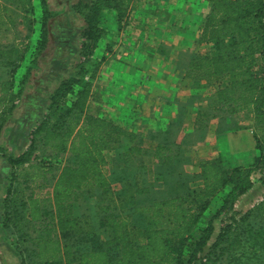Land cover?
I'll return each mask as SVG.
<instances>
[{
	"label": "trees",
	"instance_id": "trees-1",
	"mask_svg": "<svg viewBox=\"0 0 264 264\" xmlns=\"http://www.w3.org/2000/svg\"><path fill=\"white\" fill-rule=\"evenodd\" d=\"M204 1L208 13L201 18L197 44L208 45L210 50L192 56L182 54L184 75L191 86L210 92L207 111L193 122L197 142L205 138L210 119H218L220 132L234 131L229 121L239 114L252 121L253 131L264 126V0ZM134 3L90 0L72 6L82 19L77 62L72 75L60 80L49 95L33 131L40 145L51 152L50 159L43 162L40 158L39 165L32 164L35 156L31 145L9 157L5 168L46 170L28 177L52 182V205L45 211L48 221L38 223V229L33 224L37 232L35 249L18 247L28 240L23 226L29 223L22 222L23 212L29 209L32 220L37 219L38 192L28 195V207L21 199L19 207L12 205L7 210L2 227L14 234L20 264H264V196L251 209L234 211L235 203L254 184L251 175L264 170V145L259 144L256 132L253 138L259 153L249 168L228 167L216 157L201 161L199 172L190 174L183 169L182 146L181 150L179 146L175 151L171 148L174 141L169 140V124L160 137L153 139L157 143L150 152L134 144L135 134L100 116L99 111L89 110L92 85L86 79V65L94 61L98 44L107 35L99 26L100 15L105 10L115 12L120 26L127 22ZM39 4L36 42L32 47L25 40L19 41L18 47L0 46V66L15 71L25 60L33 63V57L46 47L49 13L44 0ZM13 9L23 11L26 21L34 11L33 0H0V30L16 25ZM30 50L35 53L28 54ZM95 71L89 75L90 80ZM1 85L0 132L2 121L18 100L21 81L11 75ZM123 143L129 144L122 156L126 165L131 156L146 155L153 170L141 164L135 168L136 173L130 169V174L119 180H114L115 173L107 174L105 152ZM180 144L187 142L183 139ZM59 155H65L63 161L54 160ZM140 174H150L153 181L140 187ZM192 183H199V188L193 189ZM97 193L100 231L94 232L84 228L87 222L73 217V207ZM129 193L134 198L127 199ZM216 204L214 214L209 212ZM222 216L226 219L220 221L212 238L213 223Z\"/></svg>",
	"mask_w": 264,
	"mask_h": 264
},
{
	"label": "rangeland",
	"instance_id": "rangeland-1",
	"mask_svg": "<svg viewBox=\"0 0 264 264\" xmlns=\"http://www.w3.org/2000/svg\"><path fill=\"white\" fill-rule=\"evenodd\" d=\"M40 1L42 0H33L34 11L32 14H28V20L26 21H24L22 17L23 11L19 9H13L14 11L11 14L16 17L17 23L8 30H0L1 47H18V42L21 40H25L29 47L34 45L38 38L40 29ZM44 1L46 2L49 13L47 21L48 37L44 50L39 55L33 57V63L29 64L28 60H25L21 64L19 63V68L15 69V71L10 68L0 66V90L2 88L1 84L8 82L11 75L21 81L18 100L16 103H14L15 107L8 118L2 121L3 128L0 132V264L19 263V258L16 256V254H14L17 253V250L14 247V234L10 232V230L2 227L5 223V218L7 217V210L12 205H17L19 207L20 200L22 199V201L25 202V200L29 198L28 195L31 192L32 194H36L35 192L37 189L36 187H30L27 185L31 183L29 180L30 177H28L27 182H20L22 179H24V177L20 175L21 173L17 174V170H21V168L5 170V168L8 166L7 160L9 157H15L26 151L32 145V147H34L33 157L35 156V159H32L31 161L32 164L39 165L40 158H42L41 161L43 162L49 161L51 152L47 148H44L40 145L37 137L33 135V131L36 121L42 117L45 111L44 109L49 95L58 85L60 80L72 75V66L77 62V54L80 45L79 32L82 27V19L78 14L75 13V11H73L72 6L77 4L79 1L89 2L90 0ZM162 1H165L167 4H169V0H135V3L131 9L133 15H131L130 12L127 22L120 24V26L115 24V21L111 19L108 13H101L99 26L105 30L108 36H105L104 38H109L111 44L107 50L108 54L112 56L117 54L123 57L127 53V55H130L133 49L144 51V49L148 47L146 54L148 58L151 57L149 54L154 52V47H150L149 43L145 42L146 38H144V41H140L141 39L138 35L140 32L149 35V26L155 23V18L158 15V12H162L159 15V19L163 20L164 22L166 21L165 18H167V16L164 17L163 15L167 12L168 8L157 7L162 3ZM198 2L200 4H204L203 0H198ZM178 18L179 17L177 16V21H173V26L178 25ZM200 22L201 18L195 23L190 21V25L192 26L189 27V30L185 29L186 26L184 25L180 26V24L178 25L179 27H176L181 31L179 33L185 34L184 38L187 47L183 52H179L178 55L174 57L175 60L172 64V68L175 71L185 74V61L182 54L187 53L189 56H192L198 53L209 52L210 46L197 44ZM170 31L171 29H169V32L166 31L165 33L171 37L173 33ZM161 33L163 32L161 31ZM174 37L176 36L174 35ZM178 37L180 38V36ZM137 42L141 45L139 46ZM101 43L102 41H100V44ZM162 43L166 45L169 44V42L165 41ZM163 47L164 49L166 48L165 46ZM121 48H123L122 51H119ZM32 53L34 54L35 52L33 50L28 51V54ZM162 58L163 61H165L166 69L169 70V56L163 54ZM100 65L101 55L99 57H95L94 61H90L86 65L88 70L86 79L89 80L92 85V99L90 100L89 110L93 113L94 111H99L100 113V110H102V107L100 106V104L103 103L102 100H100V97L102 96L98 94L97 90L98 83L100 82ZM147 65L148 64H143L142 67L137 66L136 69L141 72H146L148 71V69H146ZM157 65L158 64L152 66L149 71H157L159 69ZM27 68L29 71L28 74L25 75ZM93 69L96 71L94 78L90 80L89 75ZM145 74L148 76L149 73ZM183 80V88L185 93L182 94L180 92L178 93V96H175L174 102L177 105L176 107L174 106V111L176 112L174 118L169 120V140L171 139L174 141L173 147H171L174 151L176 150L177 146H179V150H181L180 148L182 145L180 143L183 141V139H185L187 144L190 145V148L198 143L196 141L198 132L194 131L193 122L198 117H202L204 112L207 111L209 102V90L192 87L191 82L185 75L183 76ZM131 112L132 114L136 113L134 111ZM154 112V104L152 106L148 104L147 107H145V113L141 115L146 116L150 115L151 113V115L154 116ZM146 118H148V116ZM213 120L218 121V119H210L207 121L206 127H208L210 122ZM133 122L134 120L131 121L129 126L122 127L136 135V140L134 143L135 145H143V148H145L146 151L151 152V147L153 144H155L154 140H156L154 138L160 137L159 135H161L166 130V122L162 121L161 123V129L163 130H160L159 133L152 134L143 133V131L139 130L137 127L135 128ZM229 123L231 124L230 126L233 127L234 131H239L241 129H252L253 126L252 121L244 114H239L230 118ZM170 126H173V128H170ZM186 128L189 129V132L183 136V131ZM253 132H256V139L258 140L259 144L264 145V126L259 127V130ZM181 137L183 138L179 143L178 141H180ZM128 146L129 144L123 143L121 146H115L112 150L105 152L106 171L107 174L115 173L114 180H119L120 178L130 174V169L136 173L137 170H135V168L139 167L141 164L146 165L149 168L151 166V159L146 155H133L129 158L128 164L126 165L123 162L122 156L127 153ZM185 152L186 151L184 150V153L182 154L183 160L181 162H184L183 169L185 172H187L189 168H187L186 165H188L189 162L185 157ZM256 153L258 154L259 152L256 150ZM64 158L65 155H59L58 157L54 158V160L63 161ZM251 164H246L245 168H249ZM24 168H27V165ZM123 168L126 170H121ZM10 171H12V173H10ZM42 171L43 170H38V172ZM38 172L36 170L29 169V173L32 175L28 176L32 177ZM190 174H192V172H190ZM151 178L152 176H150V174H140L138 185L140 187L148 186L149 180H152ZM258 178L259 176L255 177V180H258ZM141 179L143 180L142 183L140 182ZM261 180H263V184L261 186L263 189L264 177L261 178ZM20 183L23 185L26 184V186L24 185V190L21 192L16 191L18 188L17 184ZM114 186L118 187L119 185L116 184ZM191 186L193 189L197 190L199 188V183H192ZM98 198L99 195L97 193L96 197L90 199L93 202L95 201V206L97 204L96 202ZM126 198L132 199L134 198V194L129 193ZM95 206L91 208L89 222L83 224V226L88 231L99 232L100 230L98 229V221L100 216L99 212L96 211ZM217 208L218 205L216 204V206L213 207L214 210L210 209L209 212L214 214ZM223 218L226 219V216H222L213 223L215 231L212 238H214L215 234L218 232L220 220ZM23 228L26 230L25 232L29 230V228H27L25 225ZM23 246L24 245L20 243L18 248L22 249Z\"/></svg>",
	"mask_w": 264,
	"mask_h": 264
},
{
	"label": "crops",
	"instance_id": "crops-1",
	"mask_svg": "<svg viewBox=\"0 0 264 264\" xmlns=\"http://www.w3.org/2000/svg\"><path fill=\"white\" fill-rule=\"evenodd\" d=\"M203 3L204 4H200L198 0H169V4L162 1V3L157 6L168 8L167 12L169 13L166 12L163 15L164 17L167 16V18H165L167 22L159 19V15L162 12H158L155 23L149 26V35L141 32L138 35L141 39L140 41H144V38H146L145 42L149 43L150 47H154V52L149 54L151 55L149 58L146 54L148 47H146L144 51L133 49L130 55H127V53L123 57L117 54L114 56L109 55L107 50L109 45H111L110 40L109 38H102V43L98 44L94 54V57H99L101 55V57L104 58L100 65V82L97 86L98 94L102 96L100 100L103 102L100 104L102 107L100 116H105L113 121V123L120 126H129L131 121L134 120V127H137L139 130L143 131V133L160 132V130H163L161 129L162 121L166 122L165 128L167 129L169 120L174 118L176 112L174 111V106L176 107L177 104L174 102V98L178 96L180 92L182 94L185 93L183 88L185 80H183L184 73L175 71L172 68V64L175 60L174 57L178 55L179 52H183L187 47L184 38L185 34L179 33L181 31L176 27L180 24V26L184 25L186 26L185 29L189 30V27L192 26L190 25V21L195 23L206 15L208 13V6L204 0ZM102 13H108L117 25L115 12L105 10ZM131 15H133V12H131ZM177 16L179 17L178 25L173 26V21L176 20ZM169 29H171L170 32L173 33L171 37L165 33L166 31L169 32ZM161 31L163 33H161ZM174 35L176 37H174ZM178 36H180V38ZM163 41L169 42V44H163ZM137 44L139 43L137 42ZM140 45L141 44H139V46ZM163 46L166 48L164 49ZM122 49L123 48L119 51H122ZM163 54L169 56V70L166 69L165 61H163L162 58ZM143 64H148L146 67L148 71L141 72L136 69L137 66L142 67ZM155 64H158L157 66L159 69L155 72L149 71ZM145 73H149L148 76ZM148 104L151 106L154 104V116L151 115V113L146 116L141 115L145 113V107H147ZM131 111L136 113H133V115ZM147 116L148 118H146ZM188 132L189 129L186 128L183 131V136ZM252 135V129L220 132L218 131V121H211L206 129V135L203 141L196 143V145L191 148L189 144L182 145L183 150L186 151L185 157L189 162L188 165H186L187 168H189L187 172L198 173V165L201 161L216 157H221L228 167H245L246 164H251L254 157L258 155L255 150V141ZM182 138L183 137L178 141L179 143ZM156 143L153 144L151 147L152 149ZM153 167L154 166H150V170H153ZM10 173H12V171H10ZM17 174L24 177L20 182H27L28 175H32L29 173V170H17ZM46 176L48 177L49 174ZM257 176H259L258 180H255ZM263 177L264 170L261 173L254 172L251 175V180L254 184L251 189L242 195L235 203L234 211L243 213L262 200L264 188L262 189L261 187L263 184L261 178ZM29 180L31 183L27 185L30 187H37L38 185L39 187L42 185L44 187L36 190V192H38L36 195V204L39 209L37 219L32 220L31 211L29 209L23 212L22 222L29 223V225L27 224L29 230L26 232L28 235L26 238L28 240L22 243L24 246L22 249L20 248V250H31L36 248L34 239L37 237V232L34 231L33 224L35 223L38 229L40 227L38 223L41 221L47 222L48 219H46L45 211L52 205L50 201L52 183L46 182L43 178H30ZM24 185L26 186V184ZM24 185L21 183L17 184L18 188L16 191H23L25 188ZM24 203H26L28 207V199H26ZM94 206L95 201H77L73 207V217L80 220V222H89L91 208ZM224 219L225 218L220 221ZM30 223H32V226ZM55 238H58L57 235H55ZM14 254L18 257L17 253ZM17 264H20V261Z\"/></svg>",
	"mask_w": 264,
	"mask_h": 264
}]
</instances>
